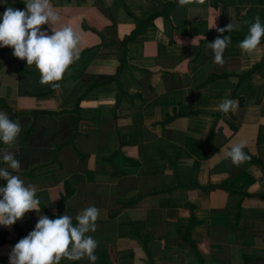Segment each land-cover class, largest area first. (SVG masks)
I'll list each match as a JSON object with an SVG mask.
<instances>
[{"label":"crops","instance_id":"crops-1","mask_svg":"<svg viewBox=\"0 0 264 264\" xmlns=\"http://www.w3.org/2000/svg\"><path fill=\"white\" fill-rule=\"evenodd\" d=\"M22 1L0 0V14ZM50 2L55 27L81 38L59 87L41 84L35 65L0 47V111L21 125L0 149L15 153L13 174L40 201L39 213L0 225V264L39 215L66 214L75 224L89 206L100 210L88 233L98 242L96 264H264V37L252 53L239 48L246 21L259 16L264 25V1ZM161 12L123 44L135 18ZM230 23L232 31L216 30ZM228 35L215 64L207 44ZM224 98L237 101L235 112L216 110ZM240 142L250 159L237 167L225 154ZM68 191L74 196L60 211Z\"/></svg>","mask_w":264,"mask_h":264},{"label":"clouds","instance_id":"clouds-1","mask_svg":"<svg viewBox=\"0 0 264 264\" xmlns=\"http://www.w3.org/2000/svg\"><path fill=\"white\" fill-rule=\"evenodd\" d=\"M191 2L178 0L181 7ZM24 3V10L7 7L0 14V47H11L15 57L26 60L28 66L35 65L40 73L41 84L57 88L59 85L54 82L60 81L68 67L80 58L78 45L81 38L71 26L55 27L60 16L50 0H24ZM246 23L249 24L248 34L240 41L239 48L252 53L264 37V25L259 16ZM43 25H50V30H42ZM233 29L234 23H230L216 30L223 33ZM230 43L229 35L223 38L217 36L214 41L208 42L207 48L212 51L213 63L223 64L224 53ZM236 108L237 101L224 98L216 110L226 115L230 111L235 112ZM20 132V123L0 111V141L10 146ZM245 146V142L232 144L225 154L226 158L237 167L245 163L250 159L243 151ZM0 158L6 165L0 167V179L6 181V184L0 186V225L12 226L30 210L39 213L40 201L36 188L25 184L18 175L13 174L21 167L15 153L0 149ZM99 216L100 210L96 206L80 211L75 216V224L73 217L66 214L58 215L55 219L39 215L34 230L12 248L9 264H60L63 258L78 261L85 257L91 264H96L98 256L94 253L98 242L88 233L96 231Z\"/></svg>","mask_w":264,"mask_h":264},{"label":"trees","instance_id":"trees-1","mask_svg":"<svg viewBox=\"0 0 264 264\" xmlns=\"http://www.w3.org/2000/svg\"><path fill=\"white\" fill-rule=\"evenodd\" d=\"M23 2V3H22ZM18 6H15L16 9H19L20 7H25V3H24V0L22 1ZM84 3L87 4V0H84ZM164 15V12H161V13H155L154 15H152L148 20H140V19H137L135 18L136 20V29L135 31L131 34L130 37L126 38L124 41H123V44L126 45L128 42H131V41H134L136 39V35L140 32V29L148 24L149 22L153 21L155 18H158L159 16H162ZM33 131V130H32ZM30 132H26L25 134V139L28 138ZM213 139H214V131H212V134L209 136V138H207V141H206V149H205V153H209L210 150L213 148ZM249 155V154H247ZM74 192L75 191H68V193L66 195H64L63 197V200H62V203H61V208H60V211H63L68 200L71 199L73 196H74Z\"/></svg>","mask_w":264,"mask_h":264},{"label":"rangeland","instance_id":"rangeland-1","mask_svg":"<svg viewBox=\"0 0 264 264\" xmlns=\"http://www.w3.org/2000/svg\"><path fill=\"white\" fill-rule=\"evenodd\" d=\"M264 1V0H263Z\"/></svg>","mask_w":264,"mask_h":264}]
</instances>
